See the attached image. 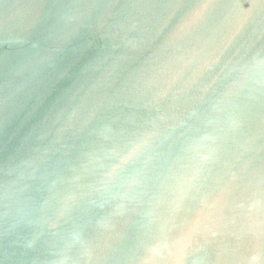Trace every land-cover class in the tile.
Segmentation results:
<instances>
[{
    "label": "water",
    "instance_id": "water-1",
    "mask_svg": "<svg viewBox=\"0 0 264 264\" xmlns=\"http://www.w3.org/2000/svg\"><path fill=\"white\" fill-rule=\"evenodd\" d=\"M0 264H264V0H0Z\"/></svg>",
    "mask_w": 264,
    "mask_h": 264
}]
</instances>
